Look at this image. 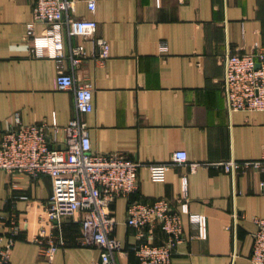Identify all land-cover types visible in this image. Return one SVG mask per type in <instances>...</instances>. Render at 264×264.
I'll return each mask as SVG.
<instances>
[{"label":"crops","instance_id":"0c3cea01","mask_svg":"<svg viewBox=\"0 0 264 264\" xmlns=\"http://www.w3.org/2000/svg\"><path fill=\"white\" fill-rule=\"evenodd\" d=\"M87 1L76 0L71 15L96 21L95 36L108 41L109 54L99 60L93 37L71 35L61 23L55 32L63 51L77 43L86 51L85 60L72 67L66 58L46 55L52 37L48 23L35 21L36 38L26 36L34 0H0V131L16 113L23 123L55 121L59 126L76 115L73 90L55 84L60 66L92 85L93 110L82 118L94 152H119L142 163L167 162L178 149L198 162L263 155L264 111H229L222 81L227 51L264 45V0H94L92 13ZM36 45L43 56L34 54ZM51 145L64 146L62 133ZM261 181L264 171L258 169L232 175L220 166L191 172L186 165H173L164 180L154 181L140 166L137 190L111 204L112 235L122 245L114 264H139L129 247L140 240L163 242L166 234L159 227L152 237H140L126 223L129 201L159 197L182 219L183 237L171 264H255L250 259L252 218L264 217ZM51 191L47 174L32 177L0 169V233L10 215L20 229L11 264H101L98 247L76 241L81 231L77 216L58 223L47 219L43 205ZM184 191L186 207L179 201ZM191 213L204 216L203 236ZM41 231L62 240L51 259L32 240Z\"/></svg>","mask_w":264,"mask_h":264},{"label":"built area","instance_id":"2783aa9c","mask_svg":"<svg viewBox=\"0 0 264 264\" xmlns=\"http://www.w3.org/2000/svg\"><path fill=\"white\" fill-rule=\"evenodd\" d=\"M75 1L34 0L26 36L36 38L35 21L48 23L52 37L46 55L58 61L66 58L72 67H76L87 55L82 43L70 46L68 53L61 48L60 35L55 31L61 23H66L71 35L93 37L100 50L99 60L104 61L109 54V43L103 37L95 36L97 24L93 18L71 15ZM87 6L91 13L94 12V0H88ZM34 54L43 56L42 47L36 45ZM223 68L222 91L229 111H264V45L254 43L247 51H227L223 57ZM55 84L58 89L73 90L76 115L59 126L55 121L51 124L44 121L23 123L16 113L9 127L0 131V169L32 177L49 175L52 191L43 205L47 219L58 223L62 218L77 216L81 231L76 241L98 247L101 264H114V254L122 251L121 242L112 235L116 221L111 204L117 197L128 196L137 190L140 166L148 170L154 181L164 180L166 171L173 165H186L191 172L198 167L220 166L232 175L247 168L264 171V153L257 159L198 162L189 161L186 151L178 149L167 162L142 163L119 152H94L91 150L89 127L82 118L83 114L93 110L91 83L77 81L71 72H65L59 66ZM59 133L64 139L62 148L51 145ZM260 184L263 186L264 182ZM187 197L186 191L179 197L184 207ZM189 218L197 224L199 236H203L204 216L191 213ZM8 220L6 231L0 233V264H11V249L20 231L12 215ZM252 221L255 229L250 259L255 264H264V217L254 216ZM126 223L140 237H152L156 227L166 234L163 242L140 240L129 247L139 264H171L175 246L183 237V226L180 213L167 199L129 201ZM32 240L45 249L49 259L62 243L60 237L54 235L40 234Z\"/></svg>","mask_w":264,"mask_h":264},{"label":"rangeland","instance_id":"374dc122","mask_svg":"<svg viewBox=\"0 0 264 264\" xmlns=\"http://www.w3.org/2000/svg\"><path fill=\"white\" fill-rule=\"evenodd\" d=\"M49 198V197H48ZM50 221V220H49ZM40 234H43V235H45L42 231L39 233V234H36V235H33V237L32 238H34V237H36V236H38V235H40Z\"/></svg>","mask_w":264,"mask_h":264},{"label":"trees","instance_id":"16d2710c","mask_svg":"<svg viewBox=\"0 0 264 264\" xmlns=\"http://www.w3.org/2000/svg\"><path fill=\"white\" fill-rule=\"evenodd\" d=\"M129 251V250H128Z\"/></svg>","mask_w":264,"mask_h":264}]
</instances>
